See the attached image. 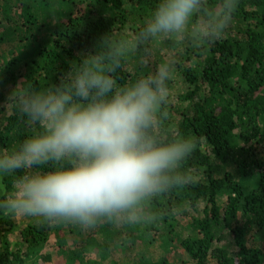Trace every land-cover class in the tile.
Returning <instances> with one entry per match:
<instances>
[{
    "label": "trees",
    "instance_id": "16d2710c",
    "mask_svg": "<svg viewBox=\"0 0 264 264\" xmlns=\"http://www.w3.org/2000/svg\"><path fill=\"white\" fill-rule=\"evenodd\" d=\"M158 2L0 0V74L5 75L0 95L9 96L21 77L28 85L24 92L53 87L89 56L101 59L117 89L148 76L146 69L131 75L119 34L134 31L138 50L154 42L141 32ZM205 19L198 14L192 26ZM177 45L181 50L174 67L188 86L185 102H169L166 117L149 133L161 142L176 136L198 141L181 169L195 179L154 198L149 209L171 232L177 215L204 205L206 217L194 218L201 236L172 235L190 258L183 264H264V0H238L219 40L205 43L191 29ZM38 131L13 103L0 110V151L18 147ZM225 166L231 169L223 170ZM23 174L0 176V198ZM14 217L0 212V264H25L24 253L10 241ZM31 220L21 233L30 250L75 226ZM154 264L172 263L161 259Z\"/></svg>",
    "mask_w": 264,
    "mask_h": 264
},
{
    "label": "clouds",
    "instance_id": "9594fccd",
    "mask_svg": "<svg viewBox=\"0 0 264 264\" xmlns=\"http://www.w3.org/2000/svg\"><path fill=\"white\" fill-rule=\"evenodd\" d=\"M237 7L238 0H159L141 36L183 37L203 14L196 37L212 43L225 34ZM100 65V58L85 57L68 71L67 82L24 92L21 77L9 96L0 95V110L11 102L39 128L18 147L0 151V176L25 173L0 198V212L84 229L105 219L144 223L154 219V198L194 182L181 169L198 141L176 136L161 142L149 133L167 115L174 65L164 61L155 75L119 89ZM4 80L0 74V90ZM46 166L53 170L40 171Z\"/></svg>",
    "mask_w": 264,
    "mask_h": 264
},
{
    "label": "rangeland",
    "instance_id": "374dc122",
    "mask_svg": "<svg viewBox=\"0 0 264 264\" xmlns=\"http://www.w3.org/2000/svg\"><path fill=\"white\" fill-rule=\"evenodd\" d=\"M200 23L203 22H197L192 30L196 31ZM119 36L131 75L139 74L144 69L149 71L148 75H155L164 61L174 65V56L181 50L177 44L183 39L174 36L156 37L143 50H138L134 46L136 35L130 28ZM171 80L169 102L179 105L185 102L183 99L188 86L175 72V67ZM230 169V166L223 167V170ZM205 217L204 205L198 211L188 210L186 215L176 216L171 232L156 215L150 222L144 223L105 219L87 229L75 224L61 235L53 234L47 242L30 250L22 242L21 233L34 217L15 216V229L10 235V241L14 248L24 253L25 264H154L161 259L172 264H183L189 262L190 258L178 241L172 239V235H176V238L201 236L197 226H194V218L203 220ZM227 240L230 242V237Z\"/></svg>",
    "mask_w": 264,
    "mask_h": 264
}]
</instances>
